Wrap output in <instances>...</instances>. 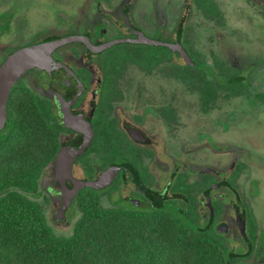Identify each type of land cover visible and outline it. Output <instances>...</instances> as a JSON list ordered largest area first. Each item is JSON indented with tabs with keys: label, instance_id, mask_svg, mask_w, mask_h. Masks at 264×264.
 <instances>
[{
	"label": "flooded vegetation",
	"instance_id": "af4514ba",
	"mask_svg": "<svg viewBox=\"0 0 264 264\" xmlns=\"http://www.w3.org/2000/svg\"><path fill=\"white\" fill-rule=\"evenodd\" d=\"M63 37L12 85L0 130L8 161L34 142L50 226L92 193L264 264V0H0V67Z\"/></svg>",
	"mask_w": 264,
	"mask_h": 264
},
{
	"label": "trees",
	"instance_id": "16d2710c",
	"mask_svg": "<svg viewBox=\"0 0 264 264\" xmlns=\"http://www.w3.org/2000/svg\"><path fill=\"white\" fill-rule=\"evenodd\" d=\"M33 145L21 164L0 149V264H229L218 243L175 214L103 206L92 193L81 195L71 233H58L32 195L44 167Z\"/></svg>",
	"mask_w": 264,
	"mask_h": 264
},
{
	"label": "water",
	"instance_id": "95a60500",
	"mask_svg": "<svg viewBox=\"0 0 264 264\" xmlns=\"http://www.w3.org/2000/svg\"><path fill=\"white\" fill-rule=\"evenodd\" d=\"M70 37L55 38L42 43L24 47L13 54L0 67V130L7 118V101L10 89L15 81L27 69L38 66L46 67L51 59L52 50L68 41ZM91 184L85 182L81 185Z\"/></svg>",
	"mask_w": 264,
	"mask_h": 264
},
{
	"label": "rangeland",
	"instance_id": "374dc122",
	"mask_svg": "<svg viewBox=\"0 0 264 264\" xmlns=\"http://www.w3.org/2000/svg\"><path fill=\"white\" fill-rule=\"evenodd\" d=\"M78 216H79V214H76L75 213V215H74V218H73V221H76V219L78 218ZM68 227H64V228H62V229H60V228H57L56 229V231L58 232V233H63V234H70L71 233V231H72V228H73V225L71 226V228H69V229H67Z\"/></svg>",
	"mask_w": 264,
	"mask_h": 264
}]
</instances>
